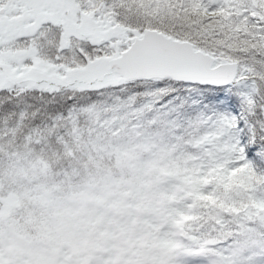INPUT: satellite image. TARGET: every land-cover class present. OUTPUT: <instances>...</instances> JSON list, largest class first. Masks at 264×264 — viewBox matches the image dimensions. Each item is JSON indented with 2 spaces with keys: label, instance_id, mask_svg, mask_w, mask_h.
Returning a JSON list of instances; mask_svg holds the SVG:
<instances>
[{
  "label": "snow or ice",
  "instance_id": "1",
  "mask_svg": "<svg viewBox=\"0 0 264 264\" xmlns=\"http://www.w3.org/2000/svg\"><path fill=\"white\" fill-rule=\"evenodd\" d=\"M0 264H264V0H0Z\"/></svg>",
  "mask_w": 264,
  "mask_h": 264
}]
</instances>
